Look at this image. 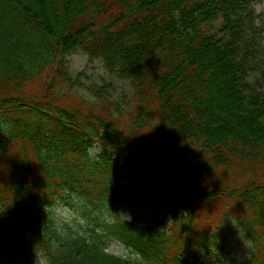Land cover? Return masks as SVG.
<instances>
[{
  "label": "trees",
  "instance_id": "trees-1",
  "mask_svg": "<svg viewBox=\"0 0 264 264\" xmlns=\"http://www.w3.org/2000/svg\"><path fill=\"white\" fill-rule=\"evenodd\" d=\"M258 1L0 0V264H136L103 252L108 239L149 237L120 218L142 201L123 184L133 173L190 221L225 197L264 264V89L246 79ZM73 51L127 81L140 113L124 118L105 85L90 89L95 103L60 95L79 80L64 67ZM152 121L164 139L141 140ZM151 146L171 154L169 173L149 166ZM212 232L199 235L221 238Z\"/></svg>",
  "mask_w": 264,
  "mask_h": 264
},
{
  "label": "rangeland",
  "instance_id": "rangeland-1",
  "mask_svg": "<svg viewBox=\"0 0 264 264\" xmlns=\"http://www.w3.org/2000/svg\"><path fill=\"white\" fill-rule=\"evenodd\" d=\"M257 18L258 34L256 35L257 41V60L253 66L255 71L253 77L250 80L252 87L256 89L264 88V0L255 3L252 6ZM216 23L215 28H218ZM68 72L72 79L79 76L78 82L74 85L73 89H69L66 92L62 91L64 98L68 97L69 101H78L82 103H95L94 97L90 91L95 86L105 85L107 89L106 97L114 103H116L120 109L123 110L124 115H129L138 109L137 103H135V97L128 83L118 79L116 76L107 73L102 64L99 61H89L88 57L80 51H75L66 56ZM67 90V89H66ZM109 101V102H110ZM111 103V102H110ZM99 151V147L95 146ZM135 183V177L130 178ZM140 197L143 198L141 205L137 207H131L126 210L124 217L134 224L151 226L154 228L169 227V216L165 213L158 212V207H162L161 196L153 191L149 190L144 184L139 186ZM229 205L225 200L220 201L218 204H209L201 211V219L199 223L204 222L200 227H214L222 220V214L225 213ZM59 221H61L66 214L57 210ZM68 213V212H67ZM66 221H69L66 220ZM232 233V246L234 248V255L240 259H245L249 255L247 245H243V242L239 238L237 231L232 228L228 229ZM109 251L114 254H121L122 250L118 244H113Z\"/></svg>",
  "mask_w": 264,
  "mask_h": 264
}]
</instances>
